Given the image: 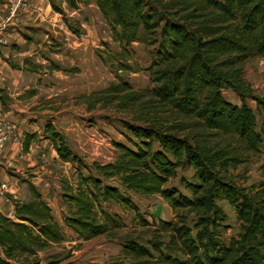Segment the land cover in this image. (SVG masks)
<instances>
[{"label":"trees","instance_id":"trees-1","mask_svg":"<svg viewBox=\"0 0 264 264\" xmlns=\"http://www.w3.org/2000/svg\"><path fill=\"white\" fill-rule=\"evenodd\" d=\"M68 1L72 8L80 2ZM95 3L123 47L121 59L134 42L153 47L147 68L153 86L136 90L119 80L80 96L90 110L100 104L134 113L124 121L132 146L117 144L120 154L92 162L93 173L84 174L83 158L54 124L45 125V139L59 158L79 168L77 188L64 194L71 206L66 225L79 239L115 237L126 226L104 207L115 202L133 210L140 226L123 238L130 264H264V139L249 102L264 111V96L244 78L247 63L264 56V0ZM68 27L81 34L80 28ZM225 89L239 103L227 98ZM36 138L35 132L25 135L24 152ZM254 157L262 158V180L241 184L231 171ZM186 166L194 170V181L181 179L190 195L169 186ZM29 187L33 200L9 194L13 215L0 212V264L60 262L41 253L64 240L62 228L37 187L32 182ZM126 191L159 194L175 218L150 222ZM220 200L234 208L239 221L237 235L228 240L222 236L228 225Z\"/></svg>","mask_w":264,"mask_h":264},{"label":"rangeland","instance_id":"rangeland-1","mask_svg":"<svg viewBox=\"0 0 264 264\" xmlns=\"http://www.w3.org/2000/svg\"><path fill=\"white\" fill-rule=\"evenodd\" d=\"M79 1L76 8H72L68 0H46L38 5L41 11L57 13L55 27L58 33L53 36L51 34L48 38L50 42H45L46 49L40 50L41 62L33 63L36 67L32 65L27 68L29 74L22 88L23 92L17 99H20V103L25 107L26 123H34L33 126L37 129L35 133L40 136L39 140L45 139V125L49 122L54 124L69 147L83 158L85 167H82L81 171L89 174L94 172L92 162L111 161L120 154L117 144L132 146L129 141L131 134L124 121L132 120L134 113L118 111L114 106L105 107L100 104L90 110L80 100V96L106 88L119 80L129 82L136 90L152 87L147 68L154 55L152 46L134 42L127 47L121 59L119 53L123 52V47L114 41L109 22L98 8L91 5L93 0ZM32 2L34 4V0ZM68 24L80 28L81 34L74 33ZM81 35L85 42L78 47H71ZM43 60L46 61L42 63ZM120 62L132 66L133 70L122 71ZM33 69H36L38 75ZM244 78L251 82L256 93L264 96V56L247 63ZM1 90L3 89L0 88ZM224 94L233 102L239 103L238 97L231 90L225 89ZM249 102L256 109L257 129L261 131L264 139V111L257 109L254 101ZM0 105L6 112L11 109L10 100L2 95ZM22 132L24 141L28 132ZM7 146L0 154L5 152ZM50 162L53 173L49 176L50 184L45 191L39 181L48 175V163H38L21 170L14 165L3 164L4 173L11 176L16 183L14 194L11 195H16L15 198L24 201L33 200L34 194L29 183H33L34 178L33 184L51 206L62 228L64 240L53 245L47 252L41 253L43 258L53 257L60 261L58 264H130L124 253L123 238L135 235L136 230L140 228L135 212L122 204L105 203L104 207L116 214L126 224L125 228L117 231L115 237L100 235L90 240L79 239L64 221L71 208L64 194L71 188H77L78 165L53 159H50ZM42 164L45 165L43 168L40 167ZM261 164L262 158L254 157L231 172L237 174V181L249 186L262 180ZM193 174L194 170L189 166L179 168L178 177L172 180L169 186L190 195L181 179L194 181ZM111 184L119 183L111 181ZM126 192L150 222L161 218H175V213L159 194L143 196L136 192ZM218 203L227 213L225 224L228 227L222 236L228 240L237 235L239 221L234 208L227 201L220 200ZM141 241L145 242V238Z\"/></svg>","mask_w":264,"mask_h":264},{"label":"crops","instance_id":"crops-1","mask_svg":"<svg viewBox=\"0 0 264 264\" xmlns=\"http://www.w3.org/2000/svg\"><path fill=\"white\" fill-rule=\"evenodd\" d=\"M44 2L46 0H34V6L37 7L36 10L22 12L16 19L11 20H6L8 12L5 9V5L3 3L0 4V88L3 89L0 91V97L2 95L10 100L11 109L5 112L10 118L15 119L25 133L29 131L36 132L37 129L34 128V123H26L24 116L25 107L20 103V99H17V96L23 92L22 88L29 74L27 68L32 67V65L36 67L33 63L41 62L40 50L46 49L44 47L46 46L45 42H50L48 38L51 34L53 36L58 33L55 27L58 20L57 13L51 14L48 11L39 9L38 5ZM91 5L98 8L95 0H93ZM3 40H7V42ZM84 40L81 35L75 41V45L71 44L70 46L78 47V45L80 46L85 42ZM45 61L43 60L42 63ZM33 71L38 75L36 69H33ZM44 75L46 76L47 73ZM40 76L42 75L40 74ZM39 138L31 143L29 152L23 151V144L17 146L9 143L5 152L0 154V174L4 180L9 182L10 194H14L16 183L11 176L4 173L3 164L14 165L18 170H21L24 167H33L38 163H42L43 157L48 160L49 168L46 169L48 175L40 178L39 183L44 191L47 190V185L50 184L49 176L53 173L50 159L54 161L61 159L51 140H39ZM43 166L45 165L42 164L40 167L43 168ZM33 183H35L34 178ZM14 196L16 197V195ZM13 211L14 203L9 197L0 199V212L9 215Z\"/></svg>","mask_w":264,"mask_h":264},{"label":"built area","instance_id":"built-area-1","mask_svg":"<svg viewBox=\"0 0 264 264\" xmlns=\"http://www.w3.org/2000/svg\"><path fill=\"white\" fill-rule=\"evenodd\" d=\"M33 0H4L5 9L8 12L6 20L16 19L22 12H32L37 9ZM7 42V40H3ZM12 143L20 146L23 144V132L20 125L10 118L0 105V153L7 144ZM47 158H42V163H47ZM10 194V184L0 174V199H6ZM10 213L9 216H12Z\"/></svg>","mask_w":264,"mask_h":264}]
</instances>
